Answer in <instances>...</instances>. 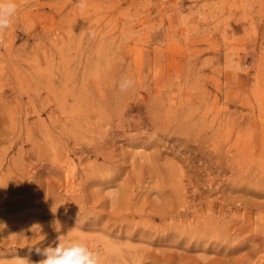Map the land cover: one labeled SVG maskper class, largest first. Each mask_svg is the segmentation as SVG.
Masks as SVG:
<instances>
[{
	"label": "rangeland",
	"instance_id": "obj_1",
	"mask_svg": "<svg viewBox=\"0 0 264 264\" xmlns=\"http://www.w3.org/2000/svg\"><path fill=\"white\" fill-rule=\"evenodd\" d=\"M16 3L0 264L69 231L104 264H264V0Z\"/></svg>",
	"mask_w": 264,
	"mask_h": 264
},
{
	"label": "clouds",
	"instance_id": "obj_2",
	"mask_svg": "<svg viewBox=\"0 0 264 264\" xmlns=\"http://www.w3.org/2000/svg\"><path fill=\"white\" fill-rule=\"evenodd\" d=\"M78 7H85V0H79ZM18 13V5L16 0H0V34L11 27L14 18ZM94 37L95 33H89ZM0 43H3L0 40ZM134 87V81L124 77L119 83L121 92L127 91ZM58 242L55 247L49 245L45 248L36 247L35 251L38 255L44 257L36 262V264H104L109 256H115V252H110L104 258L92 250L88 243L79 237L70 235V231L66 235L58 236ZM31 252V248L29 249ZM18 264H32L27 258H19Z\"/></svg>",
	"mask_w": 264,
	"mask_h": 264
},
{
	"label": "built area",
	"instance_id": "obj_3",
	"mask_svg": "<svg viewBox=\"0 0 264 264\" xmlns=\"http://www.w3.org/2000/svg\"><path fill=\"white\" fill-rule=\"evenodd\" d=\"M164 1H168V0H164Z\"/></svg>",
	"mask_w": 264,
	"mask_h": 264
}]
</instances>
